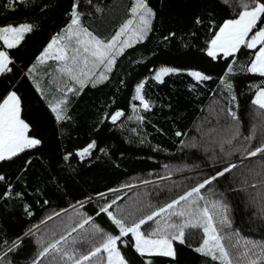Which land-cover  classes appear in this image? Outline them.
<instances>
[{
    "label": "trees",
    "instance_id": "obj_1",
    "mask_svg": "<svg viewBox=\"0 0 264 264\" xmlns=\"http://www.w3.org/2000/svg\"><path fill=\"white\" fill-rule=\"evenodd\" d=\"M134 2L0 0V26H33L16 47L8 49L0 41V48L10 59H16L59 7L66 4L72 8L74 3L81 14L80 27L106 42L132 19ZM146 3L154 13L146 37L126 48L116 58L108 78L96 82L95 87L89 82L80 89L58 71L60 65L53 59L42 64L35 60L30 67L33 71L26 72L55 119L49 104L67 100L62 105L66 118L56 120L63 149L42 139L36 148L0 161V176L5 178L0 180V264H32L38 257L34 258L37 250L67 235L88 216L93 220L83 230L72 233L73 237L89 236L92 224L118 235V229L106 213H100V208L122 197L123 193H118L122 189L169 176L183 175V179L190 173L205 180L231 164L236 167L206 185L200 195L227 204L232 228L226 229L225 235L238 232L231 237L233 241L264 245V154L247 155L264 144V115L251 102L257 88L264 85V77L246 71L255 51L242 48L234 57L218 54L216 60L206 55L208 42L224 21L238 17L241 0ZM197 18L202 23H196ZM69 24L71 14L57 28L55 37L63 35ZM230 63L233 73L226 76ZM161 67L181 71L164 76L160 83L153 75ZM102 70H96L97 74ZM189 71H200L212 79L198 83L188 75ZM221 77L232 83L231 92L221 84ZM141 81H145L142 95L150 104L148 111L133 99L135 86ZM67 87L74 91L65 97ZM229 108L236 113L235 121L227 115ZM116 111L124 115L113 123L111 116ZM177 132L181 135L177 136ZM228 139H232L231 144L225 142ZM73 140L84 142L82 149L92 142L96 146L82 159L75 154L81 148L69 146ZM199 203L203 206L205 201ZM109 211L113 212L112 206ZM155 227V222H149L142 231ZM189 231L187 244L174 242L175 260L141 258L130 246H119L132 264H144L146 259L153 264H216L193 251L202 241V230ZM40 238L45 243L40 244ZM81 244L83 251L93 246L91 242ZM50 259L51 256L42 258V264H49Z\"/></svg>",
    "mask_w": 264,
    "mask_h": 264
},
{
    "label": "snow or ice",
    "instance_id": "obj_2",
    "mask_svg": "<svg viewBox=\"0 0 264 264\" xmlns=\"http://www.w3.org/2000/svg\"><path fill=\"white\" fill-rule=\"evenodd\" d=\"M241 7L242 10L237 18L224 21L219 30L215 32L208 42L206 55L213 60L218 59V54H222L224 58L234 57L242 48L257 49L259 45L246 71L264 77V27H259V24H264V3L260 0H241ZM130 11L133 19L127 20L120 30L105 42L97 39L87 29L80 27L81 14L77 11V4L74 3L71 24L68 25L63 35L53 37L41 56L37 57L38 62L42 64L47 59H53L60 65L58 71L79 85L80 89H83L84 85L89 82H92V86L95 87L96 82H102L108 78L107 73L112 71L116 58L122 55L126 48L132 47L133 42L143 41L149 31L154 13L146 0H135ZM196 23L199 24L202 21L197 18ZM32 28L33 26L28 23L18 26H0V41H3L8 49H12L20 43L25 33L32 31ZM172 35L174 34H170V37ZM121 37L124 38L121 39ZM9 63L8 54L0 51V74L11 71ZM100 68L103 70L97 74L96 70ZM179 71L181 70L172 67H161L155 72L153 79L162 83L164 76ZM232 73L233 65L230 63L225 75ZM188 75L198 83L212 79L200 71H189ZM94 77L95 82H93ZM220 82L226 90L231 92L233 85L230 81L221 77ZM144 87L145 81L135 86L133 99L139 101L143 109L148 111L150 104L142 95ZM37 90L40 91L39 86ZM73 91L72 87H67L65 97L67 93ZM231 99L235 101L236 96L232 95ZM251 102L264 115V85L257 88ZM66 103L65 98L49 104L57 121L66 118L64 115L66 108L62 107ZM21 111V97L16 92H9L0 100V161L11 160L20 153L34 149L41 144L40 139L29 134L30 125L21 118ZM122 115H124L122 111H116L111 116L112 122L115 123ZM227 115L234 121L237 119L236 113L231 108L227 110ZM137 119H142V117L138 116ZM176 135L180 136L181 133L177 132ZM232 139L225 142L231 144ZM95 146V142H92L79 150L77 155L83 159ZM257 154H264V144L247 152L249 157ZM70 155V153L66 155L65 159L67 160ZM235 167V164L224 167L215 176L205 179L177 199L151 211L138 222L131 224L126 223L127 217L117 218L113 212L109 211L112 204L116 203L113 200L111 204L100 208V213L107 214L109 220L118 229V235L107 233L92 224L93 232L89 236L82 234L79 237H73L72 233L83 230L85 225L93 220L91 216H88L82 222L75 224L67 235H60L58 239L44 246L32 264H42V258L46 256H51L49 264H132V261L122 252L120 244L124 247L130 246L141 258L170 257L175 260L177 252L174 242L180 245L187 244V236L191 234L189 230L192 229L202 230V241L193 248V251L203 257H209L216 264H264V245L249 241L241 245L239 240L233 241L231 237L238 235V232L225 235V230L232 228L227 204L200 195L206 185H210L218 177H223ZM4 179L0 176V180ZM199 201H205L204 205H200ZM182 202H184L183 205ZM149 222H155L156 227L148 232L142 231V226ZM125 237H130V240L124 239ZM81 242H91L93 246L83 251ZM13 244L18 247L16 242ZM257 248L260 250L256 251ZM13 250L9 249V251ZM144 264H153V262L151 259H146Z\"/></svg>",
    "mask_w": 264,
    "mask_h": 264
},
{
    "label": "rangeland",
    "instance_id": "obj_3",
    "mask_svg": "<svg viewBox=\"0 0 264 264\" xmlns=\"http://www.w3.org/2000/svg\"><path fill=\"white\" fill-rule=\"evenodd\" d=\"M262 2L264 3V0ZM68 6L64 4L62 7H59L45 23L42 31L26 45L15 60L10 61L9 68L11 71L0 74V100L9 92H16L22 101L21 118L30 125L29 134L40 140L44 139L51 146L61 150L63 148L58 140L57 122L54 115L44 105L35 89L31 86L26 76V71L31 63L41 56V53L52 41L53 37H55L57 28L71 14L72 8ZM123 38L121 37V39ZM0 51L4 50L0 48ZM100 69L97 70L99 71ZM69 146L79 149L86 145L84 142L73 140ZM187 175L185 174L183 179V175L159 178L120 190L118 193L123 194L112 205L113 214L117 218L127 217L126 223L128 224L138 222L140 218L150 214L151 211L170 203L204 181L201 176L193 177L191 173L188 175L189 177H186ZM176 179L179 180L174 181ZM160 183L165 184L161 186L162 184ZM150 185L154 186L144 189V187ZM38 241L40 244L45 243L42 238L38 239ZM39 252L40 250H37L34 258L38 256Z\"/></svg>",
    "mask_w": 264,
    "mask_h": 264
},
{
    "label": "crops",
    "instance_id": "obj_4",
    "mask_svg": "<svg viewBox=\"0 0 264 264\" xmlns=\"http://www.w3.org/2000/svg\"><path fill=\"white\" fill-rule=\"evenodd\" d=\"M260 2H262V0H260ZM263 3V2H262ZM1 43L3 44V42L1 41ZM4 45V44H3ZM10 58V57H9ZM13 59H10V61H12ZM15 60V59H14ZM34 62V61H33ZM32 62V63H33ZM32 63H31V65H30V67L32 66ZM30 67L27 69V71L30 69ZM26 71V72H27ZM26 76H27V74H26ZM28 78V77H27ZM29 80V79H28ZM29 82H30V84H31V86L33 87V85H32V83H31V81L29 80ZM33 89H35L34 87H33ZM35 92L37 93V91H36V89H35ZM38 94V93H37ZM56 120V119H55Z\"/></svg>",
    "mask_w": 264,
    "mask_h": 264
},
{
    "label": "water",
    "instance_id": "obj_5",
    "mask_svg": "<svg viewBox=\"0 0 264 264\" xmlns=\"http://www.w3.org/2000/svg\"><path fill=\"white\" fill-rule=\"evenodd\" d=\"M258 47H259V45L257 46V49H247V50H249V51H256V50H258ZM82 150V149H81ZM79 150H77L76 152H75V154L77 155V152H78ZM78 156V155H77Z\"/></svg>",
    "mask_w": 264,
    "mask_h": 264
}]
</instances>
